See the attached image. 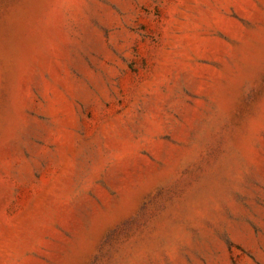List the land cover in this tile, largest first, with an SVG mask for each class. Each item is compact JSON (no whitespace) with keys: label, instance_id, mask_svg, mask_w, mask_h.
Instances as JSON below:
<instances>
[{"label":"rangeland","instance_id":"1","mask_svg":"<svg viewBox=\"0 0 264 264\" xmlns=\"http://www.w3.org/2000/svg\"><path fill=\"white\" fill-rule=\"evenodd\" d=\"M0 264H264V0H0Z\"/></svg>","mask_w":264,"mask_h":264}]
</instances>
